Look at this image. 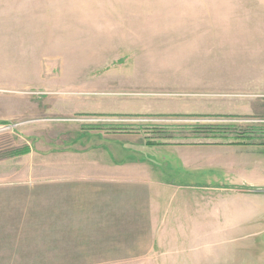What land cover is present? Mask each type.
<instances>
[{
  "label": "rangeland",
  "instance_id": "1",
  "mask_svg": "<svg viewBox=\"0 0 264 264\" xmlns=\"http://www.w3.org/2000/svg\"><path fill=\"white\" fill-rule=\"evenodd\" d=\"M0 95L19 102L0 120V264H104L80 207L97 164L54 135L196 121L264 128V0H0ZM113 96L173 97L186 113H85ZM247 198L229 213L254 234L233 226L227 240L170 242L166 262L264 264V193ZM224 212L196 206V237ZM126 251L118 264L133 259Z\"/></svg>",
  "mask_w": 264,
  "mask_h": 264
},
{
  "label": "crops",
  "instance_id": "2",
  "mask_svg": "<svg viewBox=\"0 0 264 264\" xmlns=\"http://www.w3.org/2000/svg\"><path fill=\"white\" fill-rule=\"evenodd\" d=\"M130 100L138 101L135 104L139 106L131 108L127 104ZM177 101L173 97L134 99L113 96L109 102H102L106 105L85 113L147 116L186 113L182 112L184 101ZM10 104L17 106L19 102L0 95V120L9 114ZM192 106L188 108L189 113L196 110ZM147 135L105 126H79L70 135L61 132L54 135V139L61 138L67 144L64 147L85 151L84 155L88 154L89 160L97 164L96 195L89 191L87 202H81L80 207L89 209L86 210V219L88 225L96 226V241L102 243L98 252L104 251L99 254L104 264H118L116 260L121 257L123 249L133 257L122 261L123 264H169L173 261L170 259L167 263L165 258L169 257L165 254L170 242L196 243L200 239L212 242L218 240V236L227 240L232 236L233 226L239 227L238 231L245 237L254 234L255 230L249 232L251 221L244 218L232 220L229 212L233 205L242 207L247 204L243 203L244 198L249 199L247 196L255 197L256 203V197L264 193V144L152 145L147 142ZM117 178L120 183L115 181ZM128 178L137 183L128 185L122 182ZM210 195H218V199ZM196 206L224 209L225 219L215 216L213 223L199 230L202 233L196 237ZM183 215L192 222L189 225L190 220L186 221L189 229L182 228L181 233H176L179 229H174V225L183 219ZM218 225L220 229H217ZM154 226L157 227L156 233ZM151 254L154 255L150 258ZM222 258L220 264H238L227 255ZM241 261L243 264L244 260ZM177 263L183 264V261Z\"/></svg>",
  "mask_w": 264,
  "mask_h": 264
},
{
  "label": "trees",
  "instance_id": "3",
  "mask_svg": "<svg viewBox=\"0 0 264 264\" xmlns=\"http://www.w3.org/2000/svg\"><path fill=\"white\" fill-rule=\"evenodd\" d=\"M150 129V134H146H149L147 142L152 145L165 143L264 144V128L257 125L243 126L230 122L196 121L172 126H155ZM167 139L177 141H166ZM28 152L30 148L26 147L16 151L15 154L22 155Z\"/></svg>",
  "mask_w": 264,
  "mask_h": 264
}]
</instances>
